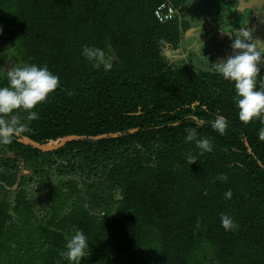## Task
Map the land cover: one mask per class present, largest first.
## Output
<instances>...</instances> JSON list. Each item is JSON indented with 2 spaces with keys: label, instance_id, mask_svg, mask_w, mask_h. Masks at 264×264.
<instances>
[{
  "label": "trees",
  "instance_id": "trees-1",
  "mask_svg": "<svg viewBox=\"0 0 264 264\" xmlns=\"http://www.w3.org/2000/svg\"><path fill=\"white\" fill-rule=\"evenodd\" d=\"M162 1L0 0V33L23 65L59 77L32 109L37 118L17 110L25 130L0 144V187L17 189L0 200V264H72L63 253L78 229L89 240L81 264H264V124L239 119L234 82L171 60L202 35L185 13L160 23ZM169 1L184 9L188 0ZM83 45L115 60L94 68ZM217 114L228 121L223 135L211 126ZM193 127L211 151L185 141ZM28 173L56 178L42 216ZM225 213L236 228L221 226Z\"/></svg>",
  "mask_w": 264,
  "mask_h": 264
},
{
  "label": "clouds",
  "instance_id": "clouds-1",
  "mask_svg": "<svg viewBox=\"0 0 264 264\" xmlns=\"http://www.w3.org/2000/svg\"><path fill=\"white\" fill-rule=\"evenodd\" d=\"M229 35L233 54L218 59L212 65L224 79L234 82L235 103L239 110V119L248 123L258 118L264 124V75L261 74L259 67L261 63H264V41L254 39L252 31L246 27H241ZM81 54L92 63L94 68H108L112 63L111 57L106 55L105 50L94 45H83ZM204 57L208 59L206 56ZM5 74L7 84L0 86V144L10 143L13 137L19 136L25 130V126L20 123L15 112L17 110L26 112L29 119L37 118V112L32 109L38 103L43 102L59 83V77L51 72L46 65L38 66L34 63H27L20 66L15 63L5 71ZM190 118L197 127L204 124V121L197 116ZM211 126L223 135L228 127L227 118L217 114L211 121ZM186 131V142L195 141L201 152L212 150L209 138H197L196 127ZM258 135L259 139L264 140V127L259 129ZM188 160L191 164L196 161V158L189 156ZM217 178L226 180L227 176L221 173ZM224 197L231 199V189L224 193ZM221 226L225 230H229L238 225L231 216L225 213L221 215ZM86 249H89V240L83 231L78 229L67 240L63 254L72 264H81V259L86 257Z\"/></svg>",
  "mask_w": 264,
  "mask_h": 264
},
{
  "label": "rangeland",
  "instance_id": "rangeland-1",
  "mask_svg": "<svg viewBox=\"0 0 264 264\" xmlns=\"http://www.w3.org/2000/svg\"><path fill=\"white\" fill-rule=\"evenodd\" d=\"M218 3L224 7V3L222 0H218ZM188 10V9H187ZM189 11V10H188ZM212 12V11H210ZM212 14V13H211ZM186 17H188V20L190 19L189 23L193 24L196 23L197 20H193V16H191V12L187 13ZM224 31L228 30L229 28L223 26L222 28ZM7 34L2 30L0 33V79L3 78L5 74V71L12 67L15 63H17L20 66H23V63L20 61V57H19V53H18V49L17 47L10 41L7 40ZM184 46V45H183ZM187 51H185L184 53L181 54V58H171L172 61L181 59V60H185L186 62H188L191 66H196V67H201V68H212L214 69V66L212 65V61L206 62V58H201V56H192L190 57V55L188 53H186ZM108 56L111 57L112 62L115 60V56L113 54H109ZM112 65V63H111ZM110 65V66H111ZM109 66V67H110ZM215 70V69H214ZM20 120V118H19ZM22 121H20L21 123ZM64 141V139L62 140H57V141H50L47 144L43 145L44 148H52L55 147L59 144H61ZM22 142H27V140H22ZM71 177L76 178V180L80 181L81 178L78 175H72ZM31 178V174L28 173V175L26 176V180H28V182L25 185V189L28 192L29 198L31 199V201L34 202L35 207H36V211L39 215H43L44 212L47 211L48 207H49V201H48V192L51 189V187L53 186V184L56 182V178L49 174V177L44 178L43 181H40V177H33L32 181L30 180ZM44 185H42L43 182H46ZM15 190H17L16 188H12L10 190L4 191L1 187H0V200L3 197H7L9 200H12L14 198V194H15ZM116 198L119 197V194L117 193L115 195ZM87 206L91 209L90 205L87 204ZM96 210H100L99 205L97 207Z\"/></svg>",
  "mask_w": 264,
  "mask_h": 264
},
{
  "label": "flooded vegetation",
  "instance_id": "flooded-vegetation-1",
  "mask_svg": "<svg viewBox=\"0 0 264 264\" xmlns=\"http://www.w3.org/2000/svg\"><path fill=\"white\" fill-rule=\"evenodd\" d=\"M222 1L224 3V7H222L218 3V0H198L199 11L202 15L205 16V21H206L205 23L208 26L209 31H205L203 29L204 23L197 14L196 6L193 0L187 1L185 5L186 8L185 7L184 9L180 8L182 14L185 13L187 15V13L191 12V16H193V20H197L196 23L191 24L194 28V33H197L198 36L199 35L198 32H200V35H202V39L201 40L199 39L200 43H198L196 49L195 48L192 50L189 49V51L186 52L189 55L201 56V58L206 56L208 58L206 62L212 61V63H215L216 59L211 54V50H210V43L213 42L210 41V39L207 36H212L216 39L217 34H219L218 31L222 30L220 28H222L223 26L230 29L233 28L234 26L239 28L244 24L247 15H249L250 13V11L246 10L245 8V7L249 8L250 6L247 2L248 0H222ZM185 18L186 20H188V17L185 16ZM188 21H190V19ZM183 45L185 46L184 43ZM174 58H181L180 54L177 52L174 53Z\"/></svg>",
  "mask_w": 264,
  "mask_h": 264
},
{
  "label": "water",
  "instance_id": "water-1",
  "mask_svg": "<svg viewBox=\"0 0 264 264\" xmlns=\"http://www.w3.org/2000/svg\"><path fill=\"white\" fill-rule=\"evenodd\" d=\"M193 2L196 6L198 16L202 19V22L204 23L203 29L205 31H209L208 26L205 23V16L202 15L199 11L198 0H193ZM247 2L250 6L249 8H245L246 10L250 11V13L249 15H247V18L241 27H246L250 29L252 31V36L254 39L264 41V0H248ZM241 27L238 28L234 26L233 28H230L225 31L223 29L219 30V34H217L216 39L212 36H207L210 41L213 42L210 43V50L211 54L213 55V57H215L216 61L220 58H226L227 56L233 54V50L230 47L231 39L229 33L235 32ZM259 67L264 68V63H261ZM64 141H66V139H64Z\"/></svg>",
  "mask_w": 264,
  "mask_h": 264
},
{
  "label": "built area",
  "instance_id": "built-area-1",
  "mask_svg": "<svg viewBox=\"0 0 264 264\" xmlns=\"http://www.w3.org/2000/svg\"><path fill=\"white\" fill-rule=\"evenodd\" d=\"M154 15L160 23L182 19L181 10L169 0L162 1L154 10Z\"/></svg>",
  "mask_w": 264,
  "mask_h": 264
}]
</instances>
